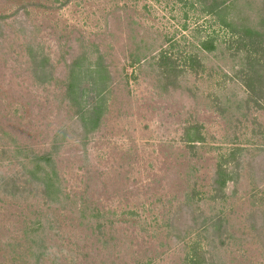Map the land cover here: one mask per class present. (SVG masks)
Listing matches in <instances>:
<instances>
[{
    "label": "rangeland",
    "instance_id": "374dc122",
    "mask_svg": "<svg viewBox=\"0 0 264 264\" xmlns=\"http://www.w3.org/2000/svg\"><path fill=\"white\" fill-rule=\"evenodd\" d=\"M0 264H264V0H0Z\"/></svg>",
    "mask_w": 264,
    "mask_h": 264
},
{
    "label": "trees",
    "instance_id": "16d2710c",
    "mask_svg": "<svg viewBox=\"0 0 264 264\" xmlns=\"http://www.w3.org/2000/svg\"><path fill=\"white\" fill-rule=\"evenodd\" d=\"M248 88H251V84H248Z\"/></svg>",
    "mask_w": 264,
    "mask_h": 264
}]
</instances>
